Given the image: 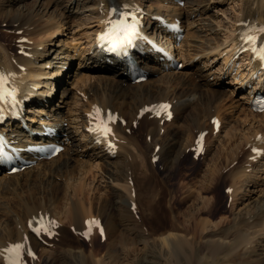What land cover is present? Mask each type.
Segmentation results:
<instances>
[{"label": "bare ground", "instance_id": "bare-ground-1", "mask_svg": "<svg viewBox=\"0 0 264 264\" xmlns=\"http://www.w3.org/2000/svg\"><path fill=\"white\" fill-rule=\"evenodd\" d=\"M183 1V7H179L177 3ZM207 2V0H91V3L90 0H75L74 3L73 0L69 1L68 9H86L90 13L88 24L91 25V30L89 31V34L84 33L87 37V40L85 42L90 46L88 49H85V47H83V49H85L87 53V61L91 63L93 62L97 67L98 77L96 81L98 83L88 86L86 88V91L83 92V102L80 104L81 112L79 113V115L77 113V118L80 120V124L82 127V139L85 140V142L82 141L84 142L83 146L87 148V151H89L88 156H94L101 161L102 165L100 163V166L104 167V169L107 170V172L105 171L103 174H107L108 180H113V178L115 180L121 179L126 182V186L130 187L129 180L131 179V177L129 176V171H122V161L125 157L122 155V153L124 152L125 154V151H127V139H129L127 138L128 135L126 136L125 128H129L135 123L136 129H138L139 133L146 134V139L149 138L148 140H150L147 144L148 148L150 147L149 149H151L150 157H158L162 161V163L165 164L166 169L168 168L170 170V175L167 177L166 181L162 182V189L164 192L161 193V195L164 196L165 194L170 193L172 192V190L176 189L178 186L175 185V182L179 177L183 176V174L187 170V166L184 162L181 163V160H177V158H179V156L181 155V152L179 151L180 149L178 140L176 141L175 137L174 141L173 138L167 140L166 137L165 140H163V137H161L162 135L158 133L159 129H165V127L160 125V122L162 120L165 121L168 115L163 114L158 118L157 114L159 113V107L162 104H171L172 107L170 109V113H172L173 119L171 120L170 124H175L180 119L179 116H181L184 112V108L186 107V105H184L186 104L185 102L189 101V99L191 98L183 102L184 100L182 101L180 99V97L178 96L179 94L177 95V92L171 86L174 82L182 84L185 83L186 74L183 75L182 73L172 71V62H170L169 60L165 59L166 62L159 63V56H157V54L151 55L147 47L142 42L138 43L140 46H138L137 56L143 57V59H145V61L148 63L146 64V70L157 71H154L155 75L153 77H149L144 82L135 84L132 82L130 76L124 73L127 67L124 63H122V61H118L117 59L108 55L105 56L98 50H96L100 49V47L98 43H96L97 40H94V37H97L96 35L100 31H104L105 27L108 24V20H110L112 17V7H116L119 9L127 5V8L130 11H133L134 13L138 11L139 17H143L140 20L142 23H144V20H146V24H143L144 36L150 37L154 34L157 28H162L161 26H159V23L157 21V19L159 18H165L173 23L178 22L180 23L181 27L184 26L186 34L192 35V40H190L189 38L186 39L187 48L191 49V52L189 51V53L191 54L188 53L191 59L196 58L200 55L208 57V55H212L222 45L221 40L219 39V37H217L218 32L215 28L216 25H214L212 22H209L204 24L205 26L203 27L206 28L199 27L197 28L196 33L195 31H191V28L195 26V21H193L191 18L197 17L199 20L204 17L203 15L206 12L205 4ZM242 2L243 4L241 5L243 6V9L241 8V10L239 11V19L235 21L245 23L246 25H234L232 27V46L234 47L233 49L235 50V53L243 52L245 57L250 59V68L252 72L260 74L256 83V85H258L259 81H262L263 78L261 76L262 74H264V63L262 62V60L253 58V54L250 53L249 50L245 51V46H242L241 41L238 38L242 34V32L245 31V29H248L250 27L259 29L260 27H262L264 24V13L261 11H258L256 13V9H254L255 6L254 8L253 6L251 8L250 4L252 3V0H242ZM163 3H165L166 6H163ZM201 3H203L202 10L198 7ZM259 8L264 9V0L261 1ZM3 11L5 18L1 19V22L5 23L6 26L11 25L12 28H9L10 31H20V33H23L25 35L23 38L24 40H26V42H22L23 44H17L14 50L11 49V45H8L0 36V74H2L4 77L6 76L9 79L12 88H18L21 91V94L19 93L20 99L23 100L24 106L29 107V111L31 113L32 111L35 113H43L39 118V120L41 121L40 125H49L53 130V135L51 133H48L46 135L37 134V136L36 134H31L26 130L25 127H23L22 123L19 121H13L11 126H9V124H6L4 126L11 127L12 130L15 129L16 135L13 138L16 141H20L22 144H25V141L27 140H35L36 144L48 141L57 142L63 147L64 153L58 154L57 157L49 159V161L37 159L33 162L32 165L27 166L26 170H24L23 172H19L18 174H10L8 169L0 165V204L3 205L2 201L5 193H12V197L10 196L12 203L6 205L4 204L3 206H1L3 210L0 209V218H2L3 213L4 216H6V218L4 217V222L2 221L3 227L0 230V264H6L5 253L3 251L9 246V244H22L23 248L25 249L31 248L35 251L36 248H39L41 249V251L45 252H48V248L45 246V244L51 245L52 243L53 246H59L60 249L66 248L68 246V238H72L77 242L76 233L80 235L84 233V223L86 221H99L104 227V237L107 240L117 226V222L115 220L116 218L114 217L112 210L114 208H117L121 215L126 214L128 216L130 214L129 210L126 207L127 204L125 197L119 192V194L116 195L120 200L118 207H114L112 203L109 202V200L103 198L98 201V208L97 206H92L91 201L90 203H88V210L85 209L84 199H86V194L84 183L81 181V179L79 180V184L72 190L73 194L71 198L73 199H69L70 196L66 197L69 208L65 212V222H69V226H72L74 232L70 233V230H65L60 225L61 220L59 218L56 219L55 217H53L51 208L53 206L55 207L59 200H64L65 195H68V187L71 188V181L73 182L74 180V178H72L71 176L74 168L70 165L68 166V161L72 160V151L70 150L71 148L69 147V145L72 142H76V136H74L73 133L70 132V130L68 129L69 127L64 126V123L66 122V116L59 110V106L56 107V99L53 93H51L52 95H49V91L51 88H53V85L54 88H62L65 86V71L72 64L73 60H70V49H59L57 54L51 55L46 48V45L51 41L49 39L51 33L56 30L59 31L60 27H62V25H64L66 21L68 23L66 16L67 14L65 15L63 12L59 11V13L57 11H54V7L53 11H51L50 13L46 12V8L45 11L41 13L43 15H41L39 11H36L34 9L25 11L20 9H4ZM45 13H47L48 15H45ZM256 15L257 17H255ZM255 20L257 21V23L255 22ZM210 21L212 20L210 19ZM18 24L20 25L16 27ZM190 26L192 27L190 28ZM165 32H167L168 34L167 38L174 39L175 41H178L177 43L179 44L183 42L184 35L177 37V35L173 34V31H171L169 28H166ZM256 33H259L258 30H256ZM259 34L260 38H264V32H260ZM83 38L85 37L83 36ZM94 42L96 43L95 47ZM76 47H73L74 50H76ZM12 59L15 61V63H12L10 61ZM79 59L78 61H80ZM55 63L57 64L58 68L56 67L54 68V71L50 72L48 68L53 67ZM83 63H85L86 65L85 60L78 62V65L83 66ZM231 63L232 66L235 65V62L230 59V61L225 62V67H229ZM60 70H62L61 73H64H62V76H60ZM197 71L200 72L199 70ZM231 72L232 71H230L229 73ZM207 86L211 91L215 90V88L212 89L213 86H211L210 84H207ZM263 86V84L258 85L259 90L257 88L256 91H259L261 94H263ZM38 87L41 89L35 95V91L33 89ZM45 89H47L48 91ZM66 92L67 89L65 88L63 91V95H65ZM29 94L31 95L30 99H24V97L29 96ZM44 94L46 95L45 98L42 97V95ZM252 94L253 91H249L247 94V97L250 98V101ZM250 103L247 106L250 115H247L251 116V118L253 119H257L260 115L258 116V113H254L251 111ZM207 104L202 105L201 107L197 106L196 111L193 113L194 116L192 117V121L195 122L193 127L194 130H196L195 133H197V137L202 132V130L207 129L202 128V125H200L203 116L207 115L210 120L214 118L213 114H210V110L213 108H209ZM208 105L212 106V104L210 103ZM145 109H149V112L139 117L140 112L144 111ZM55 110L57 111V115L52 114V112H54ZM97 110H99V114L104 115L109 112H112L114 114L116 113L119 119H121L122 121L124 119L126 120L124 127L122 126L121 121L112 126L114 136L110 138V140L102 138L101 135H99L96 131L97 129L95 126V118L98 115ZM262 115L264 116V111ZM33 118V116L31 118L25 117L26 120L28 119L31 121L34 120ZM215 119V122L220 123V119L218 117H215ZM186 126L187 127L185 128V131H189L191 128H188V125ZM213 126L214 123L210 125L209 128L213 130ZM37 128L42 130L41 126H38ZM76 132L77 131H75L74 133ZM110 141L115 144V148L107 147V144L110 143ZM77 145H79L78 141ZM195 145L196 143H192L191 146H194L195 148ZM137 147L139 150H141V145H137ZM156 147H158V150H156ZM172 147H177L179 149L178 151H176V154H174L175 156H172V154L174 153H172ZM250 147L251 149L253 147L262 149L261 154L264 155V134H260L259 136V133H257L256 137L254 138V142L251 143ZM118 150L120 151L119 154L116 153V151ZM256 155L257 153H250L249 157L253 160L249 162V166L256 165L259 162L255 158ZM148 164L150 165L151 163L149 162ZM194 166L197 167L198 165L194 164ZM215 173L208 176V183L207 185L202 187V193H205L209 189V186L211 193L217 194L221 192L220 187L224 182H226V178L221 175L222 172L220 170H218V172L215 171ZM238 174L235 173L233 175V181L241 178ZM56 175H60V179H62L61 181L63 183H59L57 181L53 182L54 180H56ZM35 182H38L42 186H46V188H48V191L43 194H37L34 197L29 196V194L28 197H22V195L20 196L24 187H30L36 184ZM60 189H62V192L64 194V196L62 195L63 199L60 198V193L56 192ZM134 192L135 190L133 191V193ZM234 192L235 189H232V194H234L235 196L236 193ZM128 194H130V191H128ZM67 198L69 199V201ZM220 200V203L223 204V195ZM132 202L133 200H129L130 206ZM250 203L253 204L244 207V211L235 217V220L233 222L234 224H232L234 226L236 225V228L232 226V228L230 227V230H234V232L237 231L239 234L235 235V237H233L232 239L228 238V232L232 231H229V226L227 227V229H223V224L221 226L216 225V231L209 230L204 233L205 235L202 237L201 228L202 231L207 228V221H194L195 212H193L188 216V219H184V224L177 218H175L176 216L174 215L169 219V221H167V225L165 224L167 227L162 226V222H160L162 226V232L159 234L158 238L154 240L155 244L152 246L160 251V255L163 257L165 264H204L203 262L205 261L207 256L211 258V262H213L212 260L218 259L220 260V263L223 264L224 260H231L232 258H234L232 262H235L236 259H238V264H248L247 261L250 260L251 256H254V258L256 259V257L260 255L259 253H257L256 249L258 248V246H253L252 244L256 239H258V237H264V200H257ZM152 208L150 209V205L146 206V211L148 212L146 214V219L153 215ZM215 208L217 209V212L215 213L216 216H219L224 211L223 208L218 206L212 209L215 210ZM206 209L207 208H204L202 210ZM168 210L170 212L172 211L170 209ZM93 211H96L97 213L94 214ZM199 212L201 213V210H199ZM208 212L209 211L204 213ZM213 212L214 211H211L212 215H214ZM87 215L88 218L86 217ZM46 216L49 219H56L55 229L57 231V234L52 236L51 238L43 236L41 240H38L37 238H34L30 233L29 225H31L36 218ZM143 217L144 216H142V218ZM192 223H194V225ZM132 227H134L131 230L132 235L138 234L140 236L141 233L138 229L139 226L137 227V225L135 224ZM189 228H195V233H191V231L189 232ZM197 231L199 233V240L202 246H198L195 240ZM188 232L190 233L189 235ZM144 244V247H147L149 245V242H144ZM254 244L258 245L259 243L255 242ZM243 247H245L246 249L250 247L251 250L247 253L245 248ZM136 251L137 248L135 246H132L127 251L125 258H127L129 255L134 254ZM75 254L77 253L72 254V252L67 251L65 256L63 257L65 258L70 255L68 257H71L70 259L72 260L84 257L85 259H90L89 263L91 264H101L99 259L96 258V256H93L94 254L92 252H89V254L78 253L76 256H74ZM107 256L114 262L118 260V255H111V253L108 252ZM53 259L54 257L52 256V252L51 254L48 252L44 261L40 263V257L36 253L35 260L25 257L23 259L24 261L21 264H54L56 261ZM142 260L145 262L147 261L148 263V260H146V258L143 257ZM258 260L259 259H257L256 261ZM71 261L69 262L71 263Z\"/></svg>", "mask_w": 264, "mask_h": 264}, {"label": "rangeland", "instance_id": "rangeland-1", "mask_svg": "<svg viewBox=\"0 0 264 264\" xmlns=\"http://www.w3.org/2000/svg\"><path fill=\"white\" fill-rule=\"evenodd\" d=\"M69 1L70 0H0V36L8 45H11V49L14 50L17 44L24 43L23 37L25 35L23 33H20V31L12 32L9 30V28H12L11 25L6 26L5 23L1 22V19L5 18L4 9H20L23 11L34 9L41 14L46 8V12L50 13L53 11L54 7V11L63 12L65 15L67 14L68 23L66 21V23L60 27L59 31L56 30L51 33L49 37L51 41L50 43H47L46 48L51 55L57 54L59 49H70V60H73L72 64L65 71V86L62 88L58 87L53 95L56 99V107L59 106V110L66 116L64 126L69 127L68 129L70 132L76 136V142H72V145H69L71 148L70 150L72 151V160L68 161V166L70 165L74 168L71 173L74 180L73 182L71 181V188L68 187V195H65V201L59 200L55 207L53 206L51 208L52 215L56 219L59 218L61 220V227L65 230H70V233L74 232L72 226H69V222H65V212L69 208L66 197L70 196L69 199H73L71 198L73 194L72 190L79 184V180L81 179L84 183L86 194V199H84L85 209L88 210V203L91 201L92 206H97L98 208V201L103 198L109 200L114 207H118L120 200L116 195L121 193L125 197L127 204L126 207L130 214L128 216L126 214L121 215L117 208L112 210L113 215L116 218L117 226L107 240L104 237L101 238V235L100 237L98 234L94 233L92 237H89L88 239H84L82 235H76L77 242L72 238H68V246L61 249L59 246H53L52 243L51 245L43 243L48 248V252L50 254L52 252V256L54 257L53 260L56 261L54 264H91L89 263L90 259H85L84 257L72 260L70 259L71 257H68L70 255H68L64 258L63 256H65L67 251L72 252V254H89V252H92L94 254L93 256H96L101 264H165L163 257L160 255V251L155 249L152 245L155 244L154 240H156L162 232V226L167 227L166 223L171 217H173V215L183 223L184 219H188V216L195 212L194 221H207V228L203 231L201 228L202 237L205 235L204 233L209 230L216 231V225L221 226L222 224L224 226L223 229H227L229 226V231L234 232V230L230 229L232 226L236 228V225L234 226L233 222L235 217L244 211V207L253 204L250 202L264 200V155L258 160L259 162L256 165L249 166V162H251L249 155L252 152L250 147L251 143L254 142L257 133H259V136L260 134H264V116L258 114V116H260L257 119H253L249 116L250 112L247 108L250 103V98L247 97V94L249 91L255 89L259 73L252 72L250 68V60L245 57L244 53H235V50L233 49L234 47L232 46V27L234 25H240V22H236L235 20L239 19V11L241 8L243 9L241 4H243L244 1L207 0L208 2L205 4L206 12L203 15L204 17L199 20L197 17L191 18L195 21V26H193V28L190 26V28L191 31H195V33L197 28L205 26V23L212 22L216 25L215 28L218 32L217 37L221 40L222 45L220 46L221 48L219 47L212 55H208V57L200 55L196 58L192 57L193 59H191L189 56V54H191L189 53L191 49L187 48L186 39L189 38L192 40V35L186 34L185 31V34L183 33V42L181 44L177 43L175 47V63L179 64V66L175 65L171 70L182 73L183 75L186 74V82L183 84L174 82L171 86L177 92V95L179 94L178 96L180 99L182 101L184 100L183 102L187 101L189 98H191L189 101L191 100L192 102H185L186 104L184 105H186V107L184 108V112L179 116L180 119L175 124H170L171 122H165L162 120L160 125L165 127V129H159L158 133L162 135L161 137H163V140H165V137L167 140L173 138L174 141V137L176 138V141L178 140L180 150L177 147H172V153L174 152L172 156H175L174 154L179 150L181 155L179 154L180 156L177 160H181V163L184 162L187 166V170L183 176H181L182 178L179 177L176 180L175 185L178 187L176 186V189L164 196L161 195V193L164 192L162 189V182L166 181L167 177L170 175V170L168 168L166 169L165 164L162 163L159 158L156 162L152 161V157H150L151 149L147 146L150 140H148L149 138L146 139V134L139 133L138 129H136L135 123L129 128H125L126 136L128 135L127 138L129 139H127V151H125V154L124 152L122 153V155L125 156L124 160L121 159L123 160L122 171H129V176L131 177L129 184L131 188L126 186L124 180H115L114 178L113 180L110 179L111 181L108 180L107 174H103L105 171L107 172V170L100 166L101 161L94 156H88L89 151L83 146L85 140L82 139V127L80 120L77 117L81 112L80 104L83 102L82 94L86 91L88 86L98 83L96 81L98 71L95 64L93 62H88L86 59L87 53L85 49H88L90 45H87L85 42L87 37L84 33L89 34V31L91 30V25L88 24L90 13L86 9H68ZM74 1L75 0H73V3ZM261 1L263 0H252V3L250 4L251 8L252 6L253 8L255 6L254 9H256V13L258 11L264 13V9L259 8ZM162 5L166 6L165 3ZM177 5L183 7L184 1L178 2ZM202 5L203 3L198 6L201 10L203 9ZM47 13H45V15H48ZM255 17H257V15ZM210 19L212 21H210ZM255 22L257 23L256 20ZM19 25L20 24L16 27ZM83 36L86 39L83 38ZM73 47H76V50H74ZM83 47H85V49H83ZM77 58L82 59H79L80 61H78ZM230 59L235 62V65L232 66L231 63L229 67H225V62L230 61ZM84 60L86 65L83 63V66H79L78 62ZM10 61L15 63L13 59ZM56 67L58 68L55 63L53 67L48 68V70L52 72ZM61 71L62 70L59 71L60 76L64 74L63 72L62 74ZM154 71H150L147 77H153L155 75ZM230 71L232 72L229 73ZM207 84L213 86L212 89L215 88V90L211 91ZM65 88L67 89V92L63 95ZM205 103L212 104V106H209L208 104L207 106L213 108L210 110V114H213L214 119L215 117L220 119V127L217 129L218 131L211 130L209 127L213 124L212 120H210L207 115L203 116L200 125H202V128H207L205 129L207 134L204 140V151L201 155L197 156L191 146L192 143H196L194 140L197 136V133H195L196 130H194L193 127L195 122L192 121V117L194 116L193 113L196 111L197 106L201 107L202 105H206ZM28 108L25 110L26 117H34V120H28V125L31 128L33 127L34 129H37L38 126H41L39 118L43 113H31ZM52 114L57 115V111L55 110ZM186 125H188V128H191L189 131H185V128L187 127ZM73 131L77 132L74 133ZM77 141L79 145H77ZM137 145H141V150L138 149ZM116 153L119 154L120 151H117ZM149 162L151 163V166L148 164ZM194 164L198 166L195 167ZM24 170L26 169L19 172H23ZM218 170H220L222 172L221 175L226 178V182L220 187L221 192L213 194L210 192L211 190L209 186V189L205 193H202V187L208 183V176L214 174L215 171L218 172ZM235 173H239L238 175H240L241 178L234 180V182L232 177ZM60 178V175H56V180L53 182L57 181L63 183ZM35 183L36 184L30 187H24L20 196L28 197L29 194V196L34 197L37 194H43L48 191L46 186H42L38 182ZM232 189H235V196L232 194ZM134 190L135 192L133 193ZM128 191H130V194H128ZM56 192H59L60 198L63 199L64 194L62 189ZM11 194V192L4 194L2 201L3 205L12 203ZM222 195L223 204L220 203ZM129 200H133L131 206L129 205ZM3 205L0 204V209H2L1 206ZM147 205H150V209L153 206L154 207L152 208L153 215L146 219V214L148 213L146 211ZM217 206L224 209L223 213L219 216L215 215L217 209H212ZM204 208L207 209L202 210ZM168 209L172 211L170 212ZM199 210H201V213ZM207 211L209 212L204 213ZM211 211H214V215L211 214ZM93 212L94 214L97 213L96 211ZM142 216L144 217L142 218ZM4 217L6 218L3 213L2 218H0V230L3 227ZM86 217L88 218V215ZM160 222H162V226ZM135 224L137 227L139 226L138 229L141 233L140 236L138 234L132 235L131 230L134 228L132 226ZM192 224L194 225V223ZM188 231L195 233V228H189ZM189 232L188 235L190 234ZM232 232H228L229 239H232L235 235L239 234L237 231L234 233ZM195 240L198 246H202L199 240L198 231ZM144 242H149V245L144 247ZM255 242L259 244L256 245L254 244ZM255 242L252 245L258 246L256 249L257 253L260 255L257 256L256 259L254 256H251L247 263L264 264V237H258ZM132 246H135L137 251L125 258L127 251ZM245 250L248 253L251 249L248 247L247 249L245 248ZM35 252L40 257V263L44 261L46 254H48V252L41 251L39 248H36ZM108 252L111 253V255H118V260L114 262L112 259L108 258ZM143 257L148 260V263L147 261L145 262L142 260ZM257 259L259 260L256 261ZM229 260H224L223 264H238V259H236L235 262H232L234 258L230 261ZM69 261H71V263ZM212 261L213 262H211V258L207 256L203 263L222 264L218 259Z\"/></svg>", "mask_w": 264, "mask_h": 264}, {"label": "snow or ice", "instance_id": "snow-or-ice-1", "mask_svg": "<svg viewBox=\"0 0 264 264\" xmlns=\"http://www.w3.org/2000/svg\"><path fill=\"white\" fill-rule=\"evenodd\" d=\"M125 8L128 6L125 5ZM113 14H117L118 18L115 21H110L111 28L109 30V33H106L105 35L112 34L115 39L112 43L113 50L119 45V44H131L133 38L137 35V26L135 23V18H132L131 23L128 22L129 20V14L126 12H120L118 8L114 7L112 9ZM261 31H264L262 29ZM248 42L255 43V37L253 36H247L246 37ZM6 83L5 77L0 74V103H8V102H15L14 97V91H9L7 88L4 87V84ZM167 105H161L160 108L162 110L167 109ZM3 109L0 108V112H2ZM97 119L100 120L101 125H104V121L101 117H99V110H97ZM113 119L111 116H109V120ZM100 127V125H98ZM102 131L107 134L110 129L106 126H103ZM90 223H96L95 221H92ZM31 226V225H30ZM47 225L43 223V221L38 222V227L34 228L33 231L39 235L41 232H46ZM22 244H15L10 245L7 249L4 251L8 253V256L6 257V264H21V255H22ZM29 255H31V252H29Z\"/></svg>", "mask_w": 264, "mask_h": 264}]
</instances>
